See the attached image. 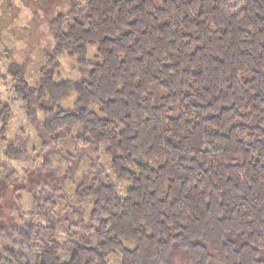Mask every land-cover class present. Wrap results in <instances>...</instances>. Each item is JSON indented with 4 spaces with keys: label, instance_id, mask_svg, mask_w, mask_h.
Wrapping results in <instances>:
<instances>
[{
    "label": "trees",
    "instance_id": "16d2710c",
    "mask_svg": "<svg viewBox=\"0 0 264 264\" xmlns=\"http://www.w3.org/2000/svg\"><path fill=\"white\" fill-rule=\"evenodd\" d=\"M69 5L67 15L49 21L54 44L43 50L37 86L13 64L14 91L45 135L79 127L77 142L104 147L115 176L131 187L120 198L98 175L81 182L66 209L69 230L80 238L61 244L45 239L60 222L54 202L33 192L35 213L50 225L0 219V252L15 253L6 247L11 241L24 264H107L112 251L120 264H168L175 252L190 264H264V0ZM91 46L99 63L87 61ZM63 55L87 72L83 80L55 81ZM72 92L74 108L57 107ZM9 116L4 105L0 146L19 158L3 138ZM1 168L0 181L10 182L13 173ZM87 198L90 226L78 211ZM62 250L70 253L67 262Z\"/></svg>",
    "mask_w": 264,
    "mask_h": 264
},
{
    "label": "rangeland",
    "instance_id": "374dc122",
    "mask_svg": "<svg viewBox=\"0 0 264 264\" xmlns=\"http://www.w3.org/2000/svg\"><path fill=\"white\" fill-rule=\"evenodd\" d=\"M71 1L84 6V0H0V113L4 105L10 110L3 138L6 144H11L21 154L19 158L8 157L5 155L7 146H0V172L1 166L5 165L7 171L13 173L10 182L0 181V219L4 225H20L24 216V223L49 226L47 217L36 214L33 208L32 193L42 194L54 202V220L60 221L55 224L54 235L46 236L45 239L55 240L60 244L80 238L77 232L74 234L69 230L72 215L66 209H70L69 203L74 202L75 190L81 182L85 181L89 185V180L98 175L103 183L116 187L120 198H124L126 191L131 187L129 181L115 176L111 159L104 153V147L97 150L77 142L79 127L64 129L54 138L45 135L37 125L28 120L25 106L14 91L10 73L13 64L23 69V76L29 87L37 86L40 71L45 66L43 50L52 48L54 44L49 21L59 14L67 15ZM67 24H71V20L65 23L64 29ZM87 61H101L96 46L88 47ZM59 64L55 72L57 83L78 82L87 76V72L78 67L74 58L63 55ZM76 99L77 94L72 92L67 98L59 101L57 107L71 110ZM33 109L38 122L43 123L45 118L37 106ZM91 110L99 114L97 106H92ZM1 125L0 121V127ZM99 171L101 172L98 173ZM92 204L93 199L87 198L84 204L78 207L86 226H90L88 218ZM30 214L31 216L27 217ZM90 240L92 247L98 243L95 237ZM123 244L128 249L135 247L131 241H123ZM30 246L40 249L43 244L40 241H32ZM6 247L15 253L0 252V264H13V261L25 263L19 256V246L16 242L8 241ZM59 257L62 262H67L70 253L62 250ZM120 263L121 254L118 251L108 254L107 264ZM168 264L190 262L182 252H175Z\"/></svg>",
    "mask_w": 264,
    "mask_h": 264
}]
</instances>
